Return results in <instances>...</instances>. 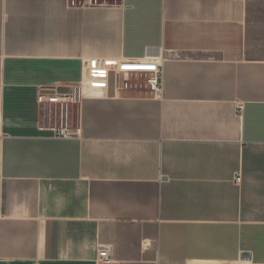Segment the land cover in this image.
<instances>
[{
	"label": "crops",
	"instance_id": "obj_1",
	"mask_svg": "<svg viewBox=\"0 0 264 264\" xmlns=\"http://www.w3.org/2000/svg\"><path fill=\"white\" fill-rule=\"evenodd\" d=\"M146 58L161 97L89 73ZM48 87L77 101L39 103ZM101 246L264 264V0H0V264H103Z\"/></svg>",
	"mask_w": 264,
	"mask_h": 264
},
{
	"label": "built area",
	"instance_id": "obj_2",
	"mask_svg": "<svg viewBox=\"0 0 264 264\" xmlns=\"http://www.w3.org/2000/svg\"><path fill=\"white\" fill-rule=\"evenodd\" d=\"M123 63H129L134 68L124 69ZM128 70V71H126ZM90 76L95 80L108 82L111 74L115 75V90L118 88H128L129 83H122L121 74L137 73L150 75L148 79L149 90L156 96L161 97L163 94V60L162 59H127L120 62L106 60L97 62L89 70ZM77 98L70 92L60 91L58 88H44L38 96V102L42 104H67L76 102ZM239 112H242L240 107ZM64 117L62 118V126L58 129H53L56 138H69L75 135L67 127L64 126ZM246 260H241L236 264H244ZM98 261L103 264L113 262L111 248L101 246L98 251Z\"/></svg>",
	"mask_w": 264,
	"mask_h": 264
},
{
	"label": "rangeland",
	"instance_id": "obj_3",
	"mask_svg": "<svg viewBox=\"0 0 264 264\" xmlns=\"http://www.w3.org/2000/svg\"><path fill=\"white\" fill-rule=\"evenodd\" d=\"M129 68H132L129 66ZM128 71V70H126ZM121 81L122 83H129L130 85H139V84H145L148 83V79L150 78V75L147 74H137V73H126V74H121ZM56 113L58 112V107L55 109ZM73 113V122L76 124L78 120V109L75 105V107L72 110Z\"/></svg>",
	"mask_w": 264,
	"mask_h": 264
},
{
	"label": "water",
	"instance_id": "obj_4",
	"mask_svg": "<svg viewBox=\"0 0 264 264\" xmlns=\"http://www.w3.org/2000/svg\"><path fill=\"white\" fill-rule=\"evenodd\" d=\"M109 87L111 91V96L114 95V90H115V75L114 73L111 74L110 80H109ZM243 260H246L245 257H243Z\"/></svg>",
	"mask_w": 264,
	"mask_h": 264
},
{
	"label": "bare ground",
	"instance_id": "obj_5",
	"mask_svg": "<svg viewBox=\"0 0 264 264\" xmlns=\"http://www.w3.org/2000/svg\"><path fill=\"white\" fill-rule=\"evenodd\" d=\"M123 65H124L123 67L124 69H129V66H130L129 63H123ZM130 67L134 68L133 66H130Z\"/></svg>",
	"mask_w": 264,
	"mask_h": 264
}]
</instances>
